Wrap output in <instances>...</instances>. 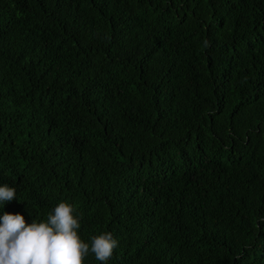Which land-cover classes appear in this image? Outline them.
<instances>
[{
	"label": "trees",
	"instance_id": "obj_1",
	"mask_svg": "<svg viewBox=\"0 0 264 264\" xmlns=\"http://www.w3.org/2000/svg\"><path fill=\"white\" fill-rule=\"evenodd\" d=\"M5 183L106 264H264V0H0Z\"/></svg>",
	"mask_w": 264,
	"mask_h": 264
},
{
	"label": "clouds",
	"instance_id": "obj_2",
	"mask_svg": "<svg viewBox=\"0 0 264 264\" xmlns=\"http://www.w3.org/2000/svg\"><path fill=\"white\" fill-rule=\"evenodd\" d=\"M14 199L16 188L0 185V204ZM82 218L78 207L67 200H61L45 220L31 223L22 213L4 212L0 216V264H85L90 254L106 264L119 241L105 231L86 242L79 231Z\"/></svg>",
	"mask_w": 264,
	"mask_h": 264
}]
</instances>
